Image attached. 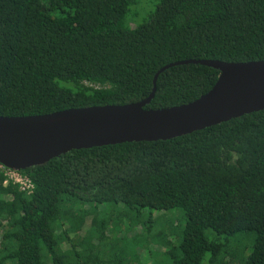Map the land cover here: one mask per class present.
Returning <instances> with one entry per match:
<instances>
[{"label":"trees","instance_id":"16d2710c","mask_svg":"<svg viewBox=\"0 0 264 264\" xmlns=\"http://www.w3.org/2000/svg\"><path fill=\"white\" fill-rule=\"evenodd\" d=\"M133 4L0 0V116L138 103L179 61L264 60V0H159L146 22L121 28ZM219 75L174 66L146 109L193 102ZM19 172L31 194L0 171V264H126L102 246L103 204L183 212L179 243L161 252L169 264H264V110L169 140L72 150ZM87 214L90 229L63 250ZM245 236L249 251L238 243Z\"/></svg>","mask_w":264,"mask_h":264},{"label":"water","instance_id":"95a60500","mask_svg":"<svg viewBox=\"0 0 264 264\" xmlns=\"http://www.w3.org/2000/svg\"><path fill=\"white\" fill-rule=\"evenodd\" d=\"M220 72L213 88L188 104L146 109L159 75L178 65ZM145 100L125 105L74 108L45 115L0 116V163L15 171L43 165L72 150L127 142L169 140L264 110V60H185L163 67Z\"/></svg>","mask_w":264,"mask_h":264},{"label":"rangeland","instance_id":"374dc122","mask_svg":"<svg viewBox=\"0 0 264 264\" xmlns=\"http://www.w3.org/2000/svg\"><path fill=\"white\" fill-rule=\"evenodd\" d=\"M132 1L134 4L130 7L121 28H134L143 24L149 19L150 14L159 3V0ZM99 209L100 221L108 220L107 238L102 242L104 249L114 252L126 264H169L167 257H164L161 252H165L168 244L176 246L179 243L186 222L183 212L178 209L168 212H150L149 210L137 212L122 204H103ZM88 210L89 208H85V212H89ZM152 216H154V223H151L153 229L151 233L147 234L144 227L149 224V219ZM91 221L92 216L87 214L81 231L70 232L71 240L62 244L63 250H68L74 242H80V239L90 229ZM64 224L57 230V234L70 228L68 222H64ZM159 232L163 233V239L155 236ZM238 239L241 249L248 248V251L251 249L250 237L245 236ZM97 242V240L94 241L95 244ZM208 257L204 264H207ZM236 257L240 260L242 254L237 253Z\"/></svg>","mask_w":264,"mask_h":264},{"label":"built area","instance_id":"2783aa9c","mask_svg":"<svg viewBox=\"0 0 264 264\" xmlns=\"http://www.w3.org/2000/svg\"><path fill=\"white\" fill-rule=\"evenodd\" d=\"M0 171L4 172L7 177L6 184L10 181L17 184L22 192L31 194L33 191V184L27 176H24L19 171L7 168L0 163Z\"/></svg>","mask_w":264,"mask_h":264}]
</instances>
